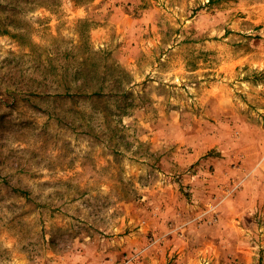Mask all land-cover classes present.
Listing matches in <instances>:
<instances>
[{
    "label": "rangeland",
    "instance_id": "rangeland-1",
    "mask_svg": "<svg viewBox=\"0 0 264 264\" xmlns=\"http://www.w3.org/2000/svg\"><path fill=\"white\" fill-rule=\"evenodd\" d=\"M124 262L264 264V0H0V264Z\"/></svg>",
    "mask_w": 264,
    "mask_h": 264
},
{
    "label": "trees",
    "instance_id": "trees-1",
    "mask_svg": "<svg viewBox=\"0 0 264 264\" xmlns=\"http://www.w3.org/2000/svg\"><path fill=\"white\" fill-rule=\"evenodd\" d=\"M60 82L63 83V87H64V90L62 92L57 93V95L60 97H68V98H73V99H76V97L77 98H80V97L91 98V97H99L103 94L100 87L89 91L83 88L84 84H77L76 85L77 89H75L73 85L71 84V82H69L68 80L66 81L60 80L58 83ZM81 83L83 82L81 81Z\"/></svg>",
    "mask_w": 264,
    "mask_h": 264
},
{
    "label": "built area",
    "instance_id": "built-area-1",
    "mask_svg": "<svg viewBox=\"0 0 264 264\" xmlns=\"http://www.w3.org/2000/svg\"><path fill=\"white\" fill-rule=\"evenodd\" d=\"M123 264H129V262H124Z\"/></svg>",
    "mask_w": 264,
    "mask_h": 264
}]
</instances>
